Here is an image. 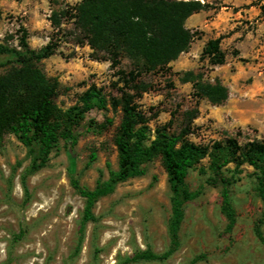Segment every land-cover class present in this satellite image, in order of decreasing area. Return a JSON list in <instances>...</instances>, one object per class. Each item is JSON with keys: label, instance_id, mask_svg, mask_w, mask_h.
<instances>
[{"label": "rangeland", "instance_id": "1", "mask_svg": "<svg viewBox=\"0 0 264 264\" xmlns=\"http://www.w3.org/2000/svg\"><path fill=\"white\" fill-rule=\"evenodd\" d=\"M77 2L0 0V46L7 49L0 50V74L20 50L17 37L21 27L31 49H39L50 38L57 40L55 54L39 66L47 77L57 80L54 102L63 110L74 105L90 84L106 95L118 96L115 70L107 61L90 59V49L78 43L71 22L62 19L59 29L50 26L51 11ZM255 2L209 0L211 7L197 15V26L190 28L194 38L188 54L183 55L186 64L179 70L169 66L168 72L158 70L145 77L150 89L136 102L149 118L150 137L170 119V130L176 131L180 112L193 107L191 84L180 81L184 71L192 70L204 80L219 79L227 87L228 97L217 106L205 100L197 103L199 113L187 136L190 141L210 145L227 137L240 144L264 140V13ZM218 37L224 63L211 66L200 54L208 40ZM128 66L123 59L121 68L127 70ZM120 117L119 108L110 104L90 110L81 125L91 122L92 127L86 131L75 128L77 139L71 148L60 139L44 167L31 174L27 173L25 148L12 134L4 136L0 145V264H264V245L253 231L264 207L253 169L243 164L230 186L236 222L228 236L219 212V187L209 185L206 175L198 171L199 167L206 169L208 159L188 171L186 187L197 196L183 206L179 245L167 259H132L138 251L162 253L170 244L169 190L158 158L142 166V175L119 183L112 194L95 203V221L86 223L78 246L83 199L70 179L93 188L97 180L107 178L109 169H116L112 139ZM100 123L105 124L103 129L98 128ZM227 168L232 169L233 164ZM260 230L264 235V221Z\"/></svg>", "mask_w": 264, "mask_h": 264}, {"label": "trees", "instance_id": "2", "mask_svg": "<svg viewBox=\"0 0 264 264\" xmlns=\"http://www.w3.org/2000/svg\"><path fill=\"white\" fill-rule=\"evenodd\" d=\"M255 4L264 13V4ZM211 7L199 0H79L75 5L53 10L48 21L53 29H59L62 19H68L77 33V41L90 49V59L107 61L115 70L117 81L114 87L118 96L106 95L95 84H90L78 97L74 105L63 110L54 102L58 92L55 78L47 77L39 63L55 54L58 41L52 38L39 49H31L27 43V32L20 28L17 37L19 51H15L13 63L0 74V145L5 135L12 134L25 148L31 174L46 164L49 154L60 139L71 148L79 130H89L91 122L81 125L85 114L92 109H104L107 104L121 112L113 135L117 167L108 170L105 180H97L93 188L79 184L75 178L70 185L83 199L80 217L79 241L86 223L94 222L93 208L102 197L113 193L116 186L144 173L142 166L158 158L165 171L169 190L170 244L162 253L150 250L138 251L132 259L163 261L178 247L183 206L197 196L187 189L185 179L189 169L208 159L206 169L198 171L206 175V182L219 187V212L225 220L224 232L230 236L236 222V212L231 202L230 186L241 173L243 164L253 169L256 191L264 205V140L253 139L240 144L235 138L227 137L210 145L197 144L187 136L191 134L193 120L198 116L197 103L205 100L217 106L226 101L227 87L214 78L204 80L200 73L184 71L182 83L191 84L194 105L180 112V123L171 131L173 120L156 127L150 137L147 123L149 118L139 109L137 99L150 89L145 77L158 70L168 72L169 63L181 53L187 52L194 32L185 26L192 14ZM219 37L208 40L201 57L211 66L224 63V53L219 47ZM1 51L7 49L0 46ZM129 63L128 69L121 68L122 60ZM3 63H0V67ZM121 83V86H117ZM173 117V116H171ZM106 123H111L106 119ZM81 125V126H80ZM104 123L98 124L103 129ZM91 154L90 160H93ZM233 164L232 169L227 165ZM27 192L25 177L21 180ZM264 221V207L254 224V234L264 245L260 225Z\"/></svg>", "mask_w": 264, "mask_h": 264}, {"label": "crops", "instance_id": "3", "mask_svg": "<svg viewBox=\"0 0 264 264\" xmlns=\"http://www.w3.org/2000/svg\"><path fill=\"white\" fill-rule=\"evenodd\" d=\"M201 2H207L209 3V0H199ZM202 11L198 12V13H194L192 15H190L186 20H185V26L190 29L192 27H196L197 26V21H196V16L199 15ZM184 54H188V53H181L174 61L169 63V66H172V68L174 70H179L181 68V65L186 64L185 61V56H183Z\"/></svg>", "mask_w": 264, "mask_h": 264}]
</instances>
